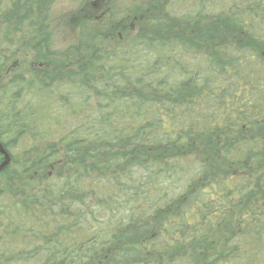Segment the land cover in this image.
<instances>
[{"label":"trees","instance_id":"16d2710c","mask_svg":"<svg viewBox=\"0 0 264 264\" xmlns=\"http://www.w3.org/2000/svg\"><path fill=\"white\" fill-rule=\"evenodd\" d=\"M63 1L0 0V264H264V0Z\"/></svg>","mask_w":264,"mask_h":264},{"label":"rangeland","instance_id":"374dc122","mask_svg":"<svg viewBox=\"0 0 264 264\" xmlns=\"http://www.w3.org/2000/svg\"><path fill=\"white\" fill-rule=\"evenodd\" d=\"M77 7H78V5L71 3L70 0H64L63 2H59L57 4L56 9L53 10V14L54 15L57 14L59 10L64 11L66 8L68 9V11H69V8L70 9H74V8L79 9V7L78 8ZM87 10H88L87 8L82 9L79 15L87 16V14H88ZM56 11H57V13H56ZM68 15H73V14L70 12V13H68ZM60 28H62V27H60ZM60 28H59V26L58 27L56 26L54 28V39L52 41L55 43V45H58V46L64 45V44L68 43L69 41L73 40V39L68 38L69 34L65 35L63 28L61 30H60ZM15 151H18V148H16Z\"/></svg>","mask_w":264,"mask_h":264},{"label":"water","instance_id":"95a60500","mask_svg":"<svg viewBox=\"0 0 264 264\" xmlns=\"http://www.w3.org/2000/svg\"><path fill=\"white\" fill-rule=\"evenodd\" d=\"M0 155L3 156V162L0 164V169H2L9 163V156L7 152L4 150V148L2 147V145H0Z\"/></svg>","mask_w":264,"mask_h":264}]
</instances>
